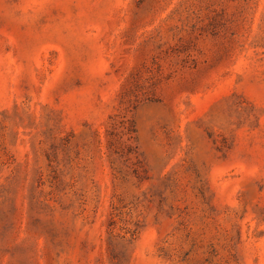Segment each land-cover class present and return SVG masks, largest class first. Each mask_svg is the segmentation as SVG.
<instances>
[{
  "label": "rangeland",
  "instance_id": "obj_1",
  "mask_svg": "<svg viewBox=\"0 0 264 264\" xmlns=\"http://www.w3.org/2000/svg\"><path fill=\"white\" fill-rule=\"evenodd\" d=\"M0 264H264V0H0Z\"/></svg>",
  "mask_w": 264,
  "mask_h": 264
}]
</instances>
